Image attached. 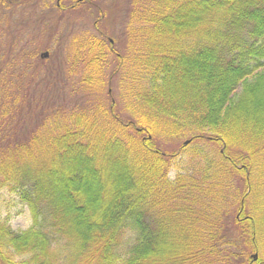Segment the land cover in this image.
<instances>
[{
  "label": "trees",
  "instance_id": "1",
  "mask_svg": "<svg viewBox=\"0 0 264 264\" xmlns=\"http://www.w3.org/2000/svg\"><path fill=\"white\" fill-rule=\"evenodd\" d=\"M128 2L109 76L101 35L73 42L31 96L33 56L11 54L26 33L0 55V194L31 215L24 229L0 218V264H264V0Z\"/></svg>",
  "mask_w": 264,
  "mask_h": 264
},
{
  "label": "rangeland",
  "instance_id": "2",
  "mask_svg": "<svg viewBox=\"0 0 264 264\" xmlns=\"http://www.w3.org/2000/svg\"><path fill=\"white\" fill-rule=\"evenodd\" d=\"M37 1L41 4V11L39 10V6L36 7L38 10L37 14L29 17L28 20H25V11L26 9L29 10V6H32L31 4H26L25 6L20 7L7 4L2 8L4 14H1L0 11V55L6 51L4 47H7L6 44L10 40L9 37L19 32L26 33V35L21 38L16 37L14 50L11 54L24 52L33 56V59L31 60V62H33L32 69H27L25 71L26 73H23L25 74V79L21 85L22 91L25 92L24 89L27 90V85L30 84L28 94L32 91L33 87H35V94L40 93L43 87L42 79L47 71L49 69L51 70L54 63L57 61H59L61 68H64L66 53H68L71 46L74 45L73 42L86 38L84 35H101L106 39L111 38L115 49L118 47L117 49H119V51L123 52V54L125 53L129 44L127 42V32H125L128 18L126 15L122 14V11L125 7L129 8L128 0H81L79 4H77L76 0H62L61 8L54 5L55 0H36V2ZM43 3L45 4L43 5ZM72 4L74 6H72ZM95 5L99 6L101 11H104V16L101 14V11L99 13L97 12ZM31 10L33 11V9ZM5 39L7 42L4 44ZM117 49L113 54H110L108 58V76L111 73L110 71L113 70L117 55L120 53L119 51V53L117 52ZM44 51L49 52L47 58H42L43 56L40 57V54ZM30 75L31 78L28 77ZM115 78L116 77H114L111 82L112 94L117 104V108L123 110L124 104H121L119 89L116 86L117 81ZM53 88L55 92H57V103L63 101V98L67 102L70 101L67 100L69 96L66 99V96L64 95L67 93V90H63L65 93L62 92L59 85H54ZM108 88V85H106L104 92L107 91ZM32 93L33 92H31L29 96H31ZM82 97L83 96L81 95L80 98L83 99ZM58 99L62 100L58 101ZM76 100L78 99H72L71 102ZM59 104L62 105L64 103L62 102ZM26 109L27 110H25L19 118H26L29 130L31 129V123L33 121H29L27 118L32 116V111L28 112V108ZM37 114L38 113L34 111V115ZM25 129L26 126L20 124L16 131L22 132V130ZM182 141L183 139L171 140L169 145L176 148L182 143ZM174 174L175 170L171 172L170 176L173 177ZM12 196L5 192L0 194V218L3 219L8 217L9 224L12 228L24 229L28 227L31 222L29 209L27 206L20 204L17 201L16 196ZM262 196H264V193L262 194L258 192L255 197H253V201L262 202ZM235 210L236 205L230 208L231 212L227 217L229 221H226V225L231 229L229 238L237 246V250L238 248L240 249L244 247V241L242 235L239 233L240 230L237 227L238 225L234 224L232 221ZM258 215L262 219L261 215ZM263 226L264 225L260 226V234L262 236L261 238L264 240V231L261 232ZM224 229L225 222L223 225V230ZM258 234L257 231V237H259ZM257 258L258 256L256 257V260Z\"/></svg>",
  "mask_w": 264,
  "mask_h": 264
},
{
  "label": "flooded vegetation",
  "instance_id": "3",
  "mask_svg": "<svg viewBox=\"0 0 264 264\" xmlns=\"http://www.w3.org/2000/svg\"><path fill=\"white\" fill-rule=\"evenodd\" d=\"M61 1L62 0H55V6L56 7H59L61 8ZM77 4H79V2H81V0H76ZM14 5V6H17V7H20V6H25L26 4H31L32 6H29V8L33 9V11L31 10V12H34V10L36 9V7H40V11H41V4L36 0H0V11H2V8L5 6V5ZM45 3H43L44 5ZM72 6H74L72 4ZM17 12V11H16Z\"/></svg>",
  "mask_w": 264,
  "mask_h": 264
},
{
  "label": "water",
  "instance_id": "4",
  "mask_svg": "<svg viewBox=\"0 0 264 264\" xmlns=\"http://www.w3.org/2000/svg\"><path fill=\"white\" fill-rule=\"evenodd\" d=\"M43 55H44V56H47V52H44ZM188 141H189V140H186L184 143L186 144ZM256 257H257V253H253V254H252V258H253V259H256Z\"/></svg>",
  "mask_w": 264,
  "mask_h": 264
}]
</instances>
